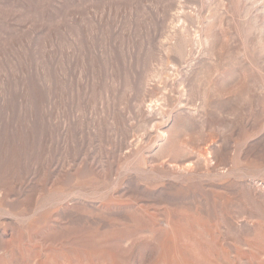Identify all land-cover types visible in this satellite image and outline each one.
<instances>
[{
  "label": "rangeland",
  "instance_id": "1",
  "mask_svg": "<svg viewBox=\"0 0 264 264\" xmlns=\"http://www.w3.org/2000/svg\"><path fill=\"white\" fill-rule=\"evenodd\" d=\"M0 264H264V0H0Z\"/></svg>",
  "mask_w": 264,
  "mask_h": 264
}]
</instances>
